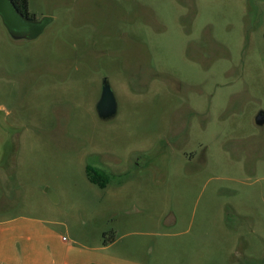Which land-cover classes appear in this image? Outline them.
<instances>
[{
    "label": "rangeland",
    "instance_id": "374dc122",
    "mask_svg": "<svg viewBox=\"0 0 264 264\" xmlns=\"http://www.w3.org/2000/svg\"><path fill=\"white\" fill-rule=\"evenodd\" d=\"M28 2L36 38L0 17L1 227L67 264H264V0Z\"/></svg>",
    "mask_w": 264,
    "mask_h": 264
},
{
    "label": "water",
    "instance_id": "95a60500",
    "mask_svg": "<svg viewBox=\"0 0 264 264\" xmlns=\"http://www.w3.org/2000/svg\"><path fill=\"white\" fill-rule=\"evenodd\" d=\"M0 17L11 37L15 39L36 38L44 30L46 24L52 20L51 17L30 20L20 13L12 0H0ZM97 110L102 119H110L117 114V100L107 79L103 82ZM256 122L264 123V111L257 114ZM51 197L56 200L54 193H51Z\"/></svg>",
    "mask_w": 264,
    "mask_h": 264
},
{
    "label": "crops",
    "instance_id": "0c3cea01",
    "mask_svg": "<svg viewBox=\"0 0 264 264\" xmlns=\"http://www.w3.org/2000/svg\"><path fill=\"white\" fill-rule=\"evenodd\" d=\"M0 223V237L2 235H9L12 238L20 236V239L25 240V246L26 248H33L35 250H32V253L28 256H26L25 262H20L19 260H14L13 264H59L63 261V263L60 264H67L65 260L62 258V254H60L59 251H53L52 254L47 252V249L45 247V244H42L43 242H47V240L50 238L48 234L40 233L39 231H34V225H30L29 228H27L26 234L24 235L23 230L27 226H16V227H7L2 228ZM36 232L38 236H41V243L35 244L32 239V232L31 234H28V231ZM40 233V234H39ZM108 245V244H107ZM105 245V246H107ZM39 253V254H38ZM15 256V255H14ZM13 256V257H14ZM13 259V258H12ZM12 261V260H11ZM10 261V262H11ZM82 264H90V263H82ZM95 264H108L104 263L102 261L95 262Z\"/></svg>",
    "mask_w": 264,
    "mask_h": 264
},
{
    "label": "trees",
    "instance_id": "16d2710c",
    "mask_svg": "<svg viewBox=\"0 0 264 264\" xmlns=\"http://www.w3.org/2000/svg\"><path fill=\"white\" fill-rule=\"evenodd\" d=\"M12 2L20 11V13H22L25 17H27L28 19H36L35 15L32 14L29 10L28 0H12ZM86 171L87 176L92 183L99 184L100 186L105 187L110 181L107 172L98 167L88 165L86 167ZM104 243L107 245L111 242L105 239Z\"/></svg>",
    "mask_w": 264,
    "mask_h": 264
},
{
    "label": "flooded vegetation",
    "instance_id": "af4514ba",
    "mask_svg": "<svg viewBox=\"0 0 264 264\" xmlns=\"http://www.w3.org/2000/svg\"><path fill=\"white\" fill-rule=\"evenodd\" d=\"M30 20H32V19H30Z\"/></svg>",
    "mask_w": 264,
    "mask_h": 264
}]
</instances>
